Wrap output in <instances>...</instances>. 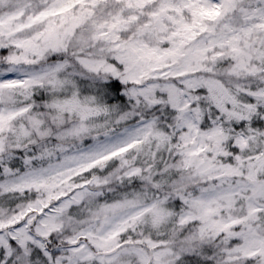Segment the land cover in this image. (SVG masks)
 Here are the masks:
<instances>
[{"label": "snow or ice", "instance_id": "1", "mask_svg": "<svg viewBox=\"0 0 264 264\" xmlns=\"http://www.w3.org/2000/svg\"><path fill=\"white\" fill-rule=\"evenodd\" d=\"M0 264H264V0H0Z\"/></svg>", "mask_w": 264, "mask_h": 264}, {"label": "clouds", "instance_id": "2", "mask_svg": "<svg viewBox=\"0 0 264 264\" xmlns=\"http://www.w3.org/2000/svg\"><path fill=\"white\" fill-rule=\"evenodd\" d=\"M116 119H117V117H116L115 115L109 117V120L113 121L112 124H109V128H110V129L113 128V127H119V126H117V125L114 124V121H115Z\"/></svg>", "mask_w": 264, "mask_h": 264}]
</instances>
